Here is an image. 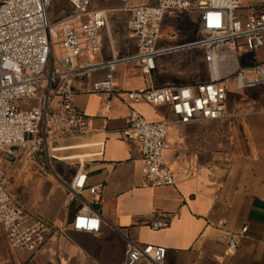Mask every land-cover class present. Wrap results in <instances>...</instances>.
<instances>
[{"label": "crops", "instance_id": "crops-1", "mask_svg": "<svg viewBox=\"0 0 264 264\" xmlns=\"http://www.w3.org/2000/svg\"><path fill=\"white\" fill-rule=\"evenodd\" d=\"M154 4L156 0L95 3L108 17L102 34L109 37L111 53L119 57L127 54L121 41L128 33L127 7ZM196 29L192 34L195 39L178 45L200 39ZM111 53L105 55L110 57ZM190 57L185 64L172 63L183 71L179 77L168 76L158 84L152 76L151 82L207 81L204 50L196 48ZM105 75L82 74L74 79L75 103L88 115L90 133L58 143L50 141L48 165L39 155L44 145L15 146L11 155L0 150L7 176L18 181L17 188L9 186L11 191L23 206L59 226V231L32 255L13 249L0 223V264H123L130 242L165 246V264H264V85L248 88L255 93L252 99L229 108L219 120L171 126L164 157L175 173L176 185L152 188L142 185L138 142L122 134L130 111L125 95L106 97L90 90L93 82ZM114 79L122 89L150 86L148 76L134 63L118 65ZM105 100L112 104L108 112L103 108ZM133 106L150 121L172 116L165 105L141 102ZM101 142L103 154L95 155ZM80 162L88 174V186L102 187L101 204H93L89 191L69 195L68 183ZM87 203L101 212V228L96 234L71 226L74 214ZM157 217L167 218L169 225L153 229L150 223ZM244 225L248 226L247 234L238 248L230 251L228 233L240 231Z\"/></svg>", "mask_w": 264, "mask_h": 264}, {"label": "built area", "instance_id": "built-area-1", "mask_svg": "<svg viewBox=\"0 0 264 264\" xmlns=\"http://www.w3.org/2000/svg\"><path fill=\"white\" fill-rule=\"evenodd\" d=\"M62 1L63 15L50 18L53 0H0V150L13 154V147L46 146L50 141L81 137L90 133L88 115L75 103L74 79L105 72L93 82L91 92L125 95L130 107L122 134L138 142L143 186L176 185L173 169L165 160L167 135L174 124L216 121L226 115L227 83L243 88L264 85V0H156L154 5L127 7L130 13L128 38L131 51L119 57L103 51L102 33L108 17L95 5L102 0ZM125 4L129 0H122ZM65 3L71 10L65 11ZM195 12L200 31L197 41L158 48L162 23L168 10ZM202 48L208 69L207 81L192 84L154 85L152 72L157 56L172 51ZM123 63H134L148 76L143 90L122 89L114 71ZM165 105L171 118L150 121L133 104ZM106 112L112 104L103 102ZM106 117V115L104 116ZM107 129V125L103 126ZM95 155L103 154L99 143ZM88 174L80 162L68 183L71 197L89 191L93 204H101L102 187L88 186ZM101 212L83 205L72 219V229L98 233ZM0 223L13 249L38 252L59 226L23 206L9 187L0 157ZM226 223V220L223 221ZM169 225L165 217L150 223L153 229ZM248 232L230 231L227 248L235 251ZM168 249L162 245L130 242L123 264H165Z\"/></svg>", "mask_w": 264, "mask_h": 264}, {"label": "rangeland", "instance_id": "rangeland-1", "mask_svg": "<svg viewBox=\"0 0 264 264\" xmlns=\"http://www.w3.org/2000/svg\"><path fill=\"white\" fill-rule=\"evenodd\" d=\"M62 3L58 0H53L52 5L49 9L50 11V18L55 19L57 17H60L64 14L62 11ZM71 10V6L69 4L65 3V11ZM196 13L195 12H189V11H177L174 9H170L166 13V17L162 23V33H161V39L158 44V48L166 47L169 45L174 44H182L186 42L187 40L195 39L196 36H192V34H195L198 28V24H196ZM102 41H103V51L105 54L111 53V44L109 37L104 34H102ZM121 41L124 45V51L125 53H128V51H131V43L128 38V33H125L123 36H121ZM121 41L119 43L121 44ZM196 48L194 49H184L176 52L171 53H165L157 56L155 59L156 61V69L152 72V76L154 77V80L156 82H159L158 84H162L161 81L162 78H169L172 77H179L183 74V71H178L177 66H172V63H178V64H185L188 62L192 55L194 53ZM261 56H264V51L260 52ZM184 67V65H183ZM177 69V70H174ZM228 94H227V100H226V110L229 108H236L239 107L240 102L244 99L249 100L252 99V96L255 95L254 92L250 93V90L247 88H243L240 85L237 84L236 81L232 80L228 82ZM250 93V94H249ZM255 104L251 105V108H255ZM52 146V143L49 144V147ZM41 153L39 155L42 156L44 159V162L46 165L47 158H46V151L45 146H43ZM31 151V150H30ZM51 163L53 160L51 159ZM8 177V176H7ZM9 186H12V188H17V179L12 178V176L8 177Z\"/></svg>", "mask_w": 264, "mask_h": 264}]
</instances>
